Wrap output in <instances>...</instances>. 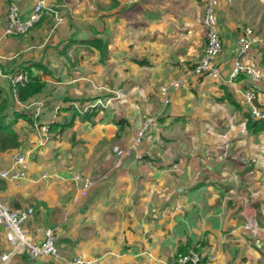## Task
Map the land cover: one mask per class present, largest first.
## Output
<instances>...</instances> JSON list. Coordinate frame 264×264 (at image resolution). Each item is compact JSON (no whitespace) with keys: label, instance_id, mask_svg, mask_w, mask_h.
Masks as SVG:
<instances>
[{"label":"crops","instance_id":"0c3cea01","mask_svg":"<svg viewBox=\"0 0 264 264\" xmlns=\"http://www.w3.org/2000/svg\"><path fill=\"white\" fill-rule=\"evenodd\" d=\"M36 1L0 0V103L7 100L8 120L16 111L31 118L13 125L20 145L0 150V171L23 172L0 177V198L13 210L34 208L26 227L35 240L52 228L66 258L83 255L94 264H178L177 254L192 248L214 253L215 264H264V130H250L244 99L253 88L264 108L261 33L250 58L263 78L231 79L238 36L258 18L234 17L233 0H216L221 76L175 87L172 80L203 56L207 0H43L63 20L45 14L27 34L6 37L9 5L25 19ZM95 37L101 46L88 42ZM26 67L45 86L21 101L11 76ZM118 91L124 101L114 98L93 119L80 116L47 139L41 132L71 118V101ZM148 116L157 118L156 139L116 167L113 146H129ZM16 153L26 156L24 166L14 164ZM101 173L107 177L82 196L75 175ZM251 215L257 232L245 228ZM9 248L0 224V256ZM9 264L60 262L17 254Z\"/></svg>","mask_w":264,"mask_h":264},{"label":"built area","instance_id":"2783aa9c","mask_svg":"<svg viewBox=\"0 0 264 264\" xmlns=\"http://www.w3.org/2000/svg\"><path fill=\"white\" fill-rule=\"evenodd\" d=\"M231 2L232 0H228ZM216 0H207L206 11L204 15V24L207 28V43L203 52L202 58L195 64H192L185 70L183 75L171 84L175 87H180L188 84L193 78H213L217 79L221 76L222 69L218 63V58L223 51L224 42L216 22ZM45 14H53L57 22L63 20L61 13L54 7L46 4L43 0H37L29 14L25 19H21L19 7L15 2L9 5L7 13V24L5 27V36L8 38L27 34L32 28L39 23ZM261 42V38L256 34L252 27H245L238 36V55L233 64L231 79L237 80L241 75H247L252 80L257 81L263 78V67L256 61L250 58L251 52L257 43ZM246 55H249L247 60H242ZM6 76L4 70L0 68V78ZM12 84L15 93L19 86L25 85L29 80L27 73H18L11 76ZM166 91L167 88L163 87ZM117 95V94H116ZM116 98H98L95 102H86L85 105L77 107L81 113L95 108L98 105H104L110 100ZM244 99L250 105L251 117L255 120L264 121V108L256 104L258 94L253 88H248L244 92ZM157 118L148 116L142 120L141 126L138 129L132 143L123 147L115 144L112 148L116 158L115 166L123 165L126 158L131 157L139 146L145 141H154L156 139L153 128L156 125ZM40 130L46 135H49V125H42ZM14 164L24 166L27 159L24 154L16 153L13 156ZM23 175L22 171L4 170L0 171V177L19 179ZM107 177V173L97 175L84 176L76 174L74 179L79 182L80 193L87 197L90 190L98 182ZM35 210L33 207H28L19 210H13L0 198V224L6 228V237L10 248L0 256V264H9L17 254H27L32 260H37L42 256H50L60 264H94L95 260L83 255H75L66 258L57 245V234L54 229L48 228L45 231L44 239L40 242L35 240L30 230L26 227L27 221L33 216ZM245 228L252 232H257L260 229V224L257 219L251 215L246 221ZM216 256L214 253L205 252L198 248H192L187 252H179L176 257L178 264H215Z\"/></svg>","mask_w":264,"mask_h":264},{"label":"trees","instance_id":"16d2710c","mask_svg":"<svg viewBox=\"0 0 264 264\" xmlns=\"http://www.w3.org/2000/svg\"><path fill=\"white\" fill-rule=\"evenodd\" d=\"M88 42H92L97 46H101L102 40L100 38H91L88 40ZM261 63L264 66V46L261 47ZM46 70V68H44ZM47 71V70H46ZM18 72L21 73H28L29 74V80L25 85L19 86L17 88V96L21 101H28L30 98L34 97L36 94L40 93L45 86V83L41 80V78L38 75H34L31 68H21L18 70ZM3 94V89L0 86V97H2ZM98 98H108L103 97V96H98L95 97L91 100L88 101H78V100H73L71 101L72 104L69 106L68 109L61 107L60 112L64 111L65 109L68 111H71L72 115L69 120H66L64 122L56 121L53 122L49 125V133H53L54 131H57L58 129H61L63 131L67 127H71L74 125V122L76 118L82 117L85 119H93L100 111L101 109L105 108L103 105H98L95 108L88 110L85 113H81L79 108L77 107L78 105L83 106L85 105L86 102L93 101L95 102ZM7 100L3 101L0 103V150H5L8 148H17L20 145L19 141V134L18 132L13 128V125L19 118L26 119L30 121V116L28 114H23L18 111L15 112V117L13 120H8V114H5L4 111L7 108ZM252 118V117H250ZM124 123V122H121ZM249 128L253 132H260L264 130V121L262 120H255L252 119L249 121ZM185 253L186 251H182Z\"/></svg>","mask_w":264,"mask_h":264},{"label":"rangeland","instance_id":"374dc122","mask_svg":"<svg viewBox=\"0 0 264 264\" xmlns=\"http://www.w3.org/2000/svg\"><path fill=\"white\" fill-rule=\"evenodd\" d=\"M232 5H233L232 11L235 10V12H232L234 17L240 14L244 16L247 20L251 19V16L252 17L254 16L253 18H258V21H256L254 24L255 27L254 28L252 27V28L257 32V34L261 33V35L264 36V0L263 1L261 0H233ZM205 11H206V5H205ZM204 15H205V12H204ZM203 19H204V16H203ZM253 22H254V19H253ZM206 35H207V30H206ZM247 58H249V55L244 56L242 60H247ZM116 94H117L116 99H118L117 101L118 103H121L122 101H124L125 96H126L125 93H123L122 91H118V93ZM114 102H115L114 98L110 99L106 103V107L111 106L112 104H114Z\"/></svg>","mask_w":264,"mask_h":264}]
</instances>
